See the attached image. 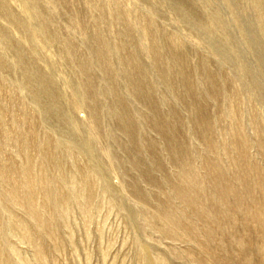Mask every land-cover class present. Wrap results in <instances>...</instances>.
<instances>
[{"label": "rangeland", "instance_id": "rangeland-1", "mask_svg": "<svg viewBox=\"0 0 264 264\" xmlns=\"http://www.w3.org/2000/svg\"><path fill=\"white\" fill-rule=\"evenodd\" d=\"M0 264H264V0H0Z\"/></svg>", "mask_w": 264, "mask_h": 264}, {"label": "bare ground", "instance_id": "bare-ground-1", "mask_svg": "<svg viewBox=\"0 0 264 264\" xmlns=\"http://www.w3.org/2000/svg\"><path fill=\"white\" fill-rule=\"evenodd\" d=\"M23 6H24V9L26 10V9H28L30 6H28V4L26 3V1H24L23 2ZM36 14V13H35ZM17 19V18H16ZM19 23V22H18ZM20 24L22 25V26H24L25 25V23L24 22H20ZM27 27V26H26ZM38 36H40L39 34H29L28 35V37L30 38V40L32 39V38H34V39H36Z\"/></svg>", "mask_w": 264, "mask_h": 264}]
</instances>
